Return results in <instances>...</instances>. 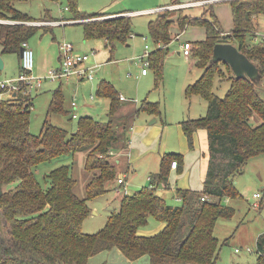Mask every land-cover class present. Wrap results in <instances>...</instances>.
Returning a JSON list of instances; mask_svg holds the SVG:
<instances>
[{
    "label": "trees",
    "instance_id": "obj_1",
    "mask_svg": "<svg viewBox=\"0 0 264 264\" xmlns=\"http://www.w3.org/2000/svg\"><path fill=\"white\" fill-rule=\"evenodd\" d=\"M13 1L0 0V19L6 18L0 20L1 53L19 54L22 41L39 27L27 23L34 18L15 8ZM226 1L232 11L233 26L229 32L221 26L213 2L206 3L197 17L180 12L173 18L176 10L162 9L154 11L148 21L149 35L155 44L149 52V64L159 81L172 24L181 29L188 24L205 29L203 39L191 41L190 52L194 64L203 71L186 85L184 92L186 96H202L206 111L202 116L183 119L181 126L190 146L194 130L207 131V170L202 189H176L181 197L178 204H170L156 191L160 182L167 181L172 160H177L178 170L182 169L183 155L169 152L162 156L159 170L150 173L147 185L122 194L119 206L108 213L103 226L93 232L82 230L84 218L92 211L88 200L107 192L109 183L119 174L120 157L114 153L127 148L131 122L141 111L160 114L157 101L143 100L140 105L120 111L124 99L113 83L101 79L96 92L109 99L107 119L81 115L76 130L68 134L47 119L39 133L30 131V95L17 92L0 99V207L9 229V241H0V264H89L90 256L112 248L131 260L147 254L146 264H223L220 241L214 234L216 220L234 214V207L227 205L225 199L241 195L235 176L250 157L264 153V96L260 91L264 37L258 35L264 0ZM67 3L72 14L68 19L109 14L79 10L78 0ZM130 21V15L121 14L80 23L85 37H103L113 48L115 41H126L131 34ZM218 41L232 42L246 54L258 67V78H237L226 62L212 60V49ZM216 77L230 82L223 96L214 90ZM62 104L63 92L57 87L52 91L47 114L62 111ZM77 151H86L84 169L89 179L84 196L75 193L76 178L67 163L44 175L46 186L38 181L34 166ZM150 216L164 222V226L152 234L139 233L138 228L146 225ZM255 264H264V231L256 239Z\"/></svg>",
    "mask_w": 264,
    "mask_h": 264
},
{
    "label": "rangeland",
    "instance_id": "obj_2",
    "mask_svg": "<svg viewBox=\"0 0 264 264\" xmlns=\"http://www.w3.org/2000/svg\"><path fill=\"white\" fill-rule=\"evenodd\" d=\"M167 2H170V0H78V8L86 12L122 9L139 10L143 7L148 8ZM220 3L222 5L228 4L227 1ZM12 4L18 10L35 18V21L66 19L72 15L70 10L66 8L68 6L67 0H14ZM170 4L174 3H169L168 5ZM168 9L177 11L173 14L175 17L182 12V7ZM223 12L226 11L222 10V14H220L223 18L221 26L226 28L228 27L227 21L230 19L228 20L227 15L225 17ZM121 14L126 13L72 18V20H100ZM154 14V11L149 10H139L131 15L126 14L130 15L131 34L126 41H115L113 48L105 42L103 37H85L83 25L80 22L67 21L55 25L47 23L36 24L39 27L28 38V44L34 50L35 60L38 51L45 53L46 57L42 61L44 70L59 64V46L65 41L72 42L75 52L87 53L88 58L80 64L82 69L85 70L84 77L72 74L67 78L49 79L44 78L46 72L41 75L43 77L40 87L38 90L33 89L30 93L32 97V105L29 108L30 131L39 133L45 119L66 129L68 134L76 130L78 119L81 115H92L100 120L107 119L109 99L98 96L96 92L97 83L101 78H109L119 93H123L125 98L134 102L123 101L120 111L124 112L131 109L132 106L140 105L143 100L158 102L161 113L151 114L141 111L131 122L134 130L137 126L143 125L148 128H154L155 126H160L161 128L162 121L173 128L174 119L178 118L181 113H185L187 117L191 115L192 118L204 115L206 111L205 99L199 94L186 96L184 92L185 85L199 77L198 73L202 71V68L197 65H193L190 68L189 61H192L190 55L185 56L182 53H177V50H180L178 36L181 35L179 36L180 42H183L182 40L185 38L200 39L199 37H203L204 33L201 31L200 25H195L191 28H200L201 30L195 31V29L188 27L182 30L180 34L178 30L172 29V26L178 27V25L172 24L170 29L171 40L168 44V54L164 58L161 81L157 79L154 68L150 64L146 66L147 73H141L142 63L138 56L145 50V46H147L146 50L148 51L155 48L148 31V21ZM3 19L6 20V18ZM258 32L264 33V15L259 17ZM4 55L6 65L0 70V78L16 76L18 74L19 54L16 52H5ZM33 72H38L35 64ZM88 74H91L92 78H89ZM229 84V80H221L216 77L214 90L219 96H223ZM57 87H60L63 92V110L47 114V106L51 99L52 90ZM260 91L264 96V78L260 80ZM72 100H75L77 104L75 107L70 105ZM72 111H75L77 116L73 117ZM154 117H157V121L151 122ZM251 121L253 123L256 122L254 119H251ZM183 133L187 145L192 147L194 145L193 134L192 146H190L184 130ZM125 150L127 151V149L120 150L121 152H117L116 156L119 158ZM85 154L86 151L63 154L38 163L33 167V171L38 181L43 186H46L44 175L50 169L67 163L70 166V173L76 178L75 193L79 196H84L85 185L89 179V173L84 169ZM130 159L131 166L125 172L124 188H126V192H131L149 183L148 168H151L150 171L155 172L159 170L158 168L153 169L155 162L152 161V165H147L145 161H141V158L135 152L132 155L130 154ZM122 164L119 167H122ZM260 177L264 179V153L250 157L242 166V171L235 176L234 182L241 195L230 197L225 201L227 205L234 207V214L229 218L220 216L216 220L214 234L220 241L219 257L223 264H255L256 239L264 231V186H261L264 182L257 181ZM156 191L162 194L161 190ZM254 192H259L260 196L254 198ZM114 193V191L108 190L102 195L88 200V204L93 209L95 207L96 213L91 212L84 218L82 222V230L84 232H93L103 226L108 213L112 211L109 209L110 206L116 204L117 200L114 199ZM173 197V194H167L165 198L170 204L180 203ZM254 201L257 205L253 204ZM157 222L158 220L150 216L144 229L153 230V225ZM4 235L6 243L9 241L8 230H6ZM247 247L250 250H247ZM235 248H239V250L236 251ZM126 258L117 249H110L97 254L94 262H97V264H144V260L148 259V255L144 254L133 260Z\"/></svg>",
    "mask_w": 264,
    "mask_h": 264
},
{
    "label": "crops",
    "instance_id": "obj_3",
    "mask_svg": "<svg viewBox=\"0 0 264 264\" xmlns=\"http://www.w3.org/2000/svg\"><path fill=\"white\" fill-rule=\"evenodd\" d=\"M193 1H200V0H181V2H179L181 4H185V5L181 6L182 7V13L187 14L191 17L200 16L203 9H204V5L206 3L191 4V2H193ZM223 1H226V0H218V1L213 2V9H214L216 16L220 20V23L223 20V18L220 14H222L221 13L222 10L226 11L223 13H224L225 17L227 15L228 20L229 19L230 20L227 21L228 27L223 28V29L225 32H229L233 26L232 11H231V7H230L229 2L227 1L228 2L227 5L226 4L222 5L220 2H223ZM168 3L169 2L164 3V4H160V5H154V6L148 7V8L143 7V8H140L139 10H149L150 11L151 9H154L156 7L168 5ZM174 4H177V3H174ZM122 10H125V9H122ZM122 10H115V11L114 10L113 11L102 10V11L109 12V14H118L115 12L122 11ZM139 10H129L128 9V10L124 11V13L131 15V14H133V12H137ZM173 18H175V15L173 16ZM66 19H68V17ZM70 19H72V18H70ZM35 20H31V21H35ZM80 21H82V20H80ZM80 21H74V22L79 23ZM53 25H55V24H53ZM192 26H195V25L188 24L185 26L184 29H186L188 27L191 28ZM201 28H202V30L200 28H191V29H195V31L200 29L202 32H204L203 37H199L200 39H203L205 37V29L202 26H201ZM172 29L175 31L178 30V32H180V34L182 33V30H184L181 28L179 29V26L177 27L175 25L172 26ZM179 36H181V35H179ZM179 36L177 39L179 40V49L180 50H177V53H182V48H181L182 42H180ZM200 39H196V40H200ZM184 40L194 41V40L189 39V38H185ZM184 40H182V41H184ZM105 42L108 43L106 39H105ZM0 54L4 60V66L3 67H5V65H6V61L4 58L5 55H4V53H1V52H0ZM58 54H59L58 59L60 61V52ZM167 54L168 53H166V55ZM44 57H46L45 53L38 51V54H37V57L35 60L36 70H38V72L36 74L42 75L46 72L45 73V75H46L47 72L51 68H56L59 65L58 64L55 67L47 68L46 70H44L45 68L42 65V61H43ZM193 65H195V64H194L193 59H192V61H189L190 68H192ZM202 71H203V69H202ZM202 71H200V73H198L199 74L198 76H200ZM19 72H20V54H19V62H18V73ZM146 73H144V74H146ZM10 77H12V76L2 77V78H0V80L5 79V78H10ZM197 78L198 77H196V79ZM101 79H106V78H101ZM108 79H106V80H108ZM108 81H110L112 83V81L110 79ZM194 81H191V82H194ZM187 84H189V83H187ZM97 85H98V83H97ZM186 85H185V87H186ZM185 87H184V89H185ZM96 89H97V86H96ZM120 94L123 95V93H120ZM51 96H52V94H51ZM91 96L93 97V95H91ZM124 101L132 102L131 99H127V98H125ZM132 103H134V102H132ZM73 112H75V111H73ZM185 118H191V115H188V117H187L185 113H181V115L178 118L174 119L175 124H174L173 128H171V126L164 121H162L163 123H162L161 128H160V126H155L154 128H148V127H145L143 125V126H139V127L137 126L134 130L133 124H131V126L128 129L129 130L128 131V137H129L128 142L129 143L127 144V148H126L127 151L125 150L124 152H122L123 154L120 155L119 159H117V161L120 164L123 163L122 167H121V169H119V174L117 175L115 182L112 181L108 185L109 186L108 190H112L115 192L114 193V195H115L114 199L117 200L116 204L111 205L109 209H111V210L116 209L119 206L120 198H121L122 194L124 192H126L125 191L126 188H124V181L126 180L125 172L128 171V169L131 166L130 154L132 155L134 152L136 155H139V157L141 158V161H145L147 165H152V161L155 162V166L153 167V169L154 168L159 169L160 160L165 153L178 152V153L183 155L182 169L178 170V164L176 165L175 168L170 166L167 181L165 183L160 182L158 185L159 187L157 188V190H161L162 194H160V195H162L163 197H166L167 194L168 195L173 194L174 195L173 198L176 201L180 202V200L178 199V195L176 194L177 188L196 189V190L202 189L203 180H204V177L206 174L207 163H208L207 131L203 128H198V129L194 130L193 131V144L194 145L192 147H189L187 145V142H186V139H185V136L183 133V128L181 126V121ZM156 121H157V117H154L151 120V122H156ZM132 128H133V130H132ZM156 140H157V143H156ZM116 154H117V152L115 153V155ZM147 170H149L148 171V180H149L150 173L155 172V171H150L151 168H148ZM120 176L124 177V181L122 183H119L117 181V178ZM257 181L258 182H264V179L262 177H260L257 179ZM261 186L263 187L264 184H262ZM254 198H257V197H254ZM228 199H229V197H227L225 199V201H227ZM173 204H177V203H173ZM91 209H92V211H91L92 213H96L95 207H94V209L91 207ZM145 226L146 225L139 227L138 232L141 234H152V233H155V232L159 231L160 229H162V227L164 226V222L158 221L156 224L153 225V230H146V229H144ZM112 249H117V248H112ZM107 250H110V249H107ZM117 250L120 251L119 249H117ZM102 251H105V250H102ZM99 253H101V251L90 256L88 263L89 264H97V262H94V261H95V256ZM147 261H148V259H145L144 264H146Z\"/></svg>",
    "mask_w": 264,
    "mask_h": 264
},
{
    "label": "built area",
    "instance_id": "obj_4",
    "mask_svg": "<svg viewBox=\"0 0 264 264\" xmlns=\"http://www.w3.org/2000/svg\"><path fill=\"white\" fill-rule=\"evenodd\" d=\"M218 0H200V1H193L191 4H201V3H210L215 2ZM185 4L177 3V4H170V5H163L156 7L154 9H151L150 11H158L162 9H168V8H175V7H181ZM67 8V6H66ZM135 13V12H134ZM127 14V13H126ZM3 21H6L5 19H0ZM74 22L75 20L72 19H54L49 21H27V23L32 24H58V23H64V22ZM258 35L264 37V33L258 32ZM22 52L20 54V72L10 78H5L0 80V87L2 88V91H0V99L5 97H12L17 92H21L23 94L30 95L31 91L37 90L42 82V77L39 74H36L33 72L34 64H35V58H34V50L32 47L28 44L27 40H23L21 43ZM182 53L185 56L190 55L191 52V41L190 40H184L181 44ZM147 49V46H145V50L138 56L139 60L142 63L141 73L144 74L147 72L146 66L149 64V52ZM60 50V61L59 65L56 68L50 69L47 74L44 76V78L49 79H57V78H67L72 74H76L79 77L85 76V70L82 69V62L88 58L87 53H79L74 51V46L72 42L65 41L60 44L59 46ZM89 78H92L91 74L87 75ZM92 97V96H91ZM121 99H125V97L120 94ZM76 102L75 100L71 101V106L75 107ZM72 116H77L76 112L72 111ZM177 165V160L171 161V167L175 168ZM117 181L119 183H122L124 181V177L120 176L117 178ZM126 191V190H125ZM254 197H259V192L253 193ZM178 199L181 200V197L178 196ZM254 205H257L256 202H253ZM236 251L239 250V248L235 249ZM247 250H250V248L247 247Z\"/></svg>",
    "mask_w": 264,
    "mask_h": 264
},
{
    "label": "water",
    "instance_id": "obj_5",
    "mask_svg": "<svg viewBox=\"0 0 264 264\" xmlns=\"http://www.w3.org/2000/svg\"><path fill=\"white\" fill-rule=\"evenodd\" d=\"M22 47L19 49V54ZM212 60L226 62L237 78H258L259 70L256 64L251 61L246 54L241 52L238 47L229 41H218L212 49ZM4 66V60L0 54V70ZM8 229V222L0 207V241L5 244L4 233Z\"/></svg>",
    "mask_w": 264,
    "mask_h": 264
}]
</instances>
